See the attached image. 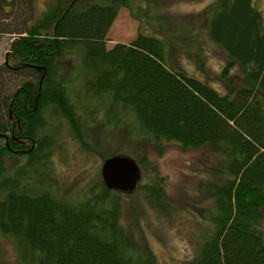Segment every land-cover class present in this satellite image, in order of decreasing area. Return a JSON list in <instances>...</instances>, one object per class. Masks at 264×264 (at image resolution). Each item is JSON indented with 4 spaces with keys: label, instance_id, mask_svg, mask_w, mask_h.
<instances>
[{
    "label": "trees",
    "instance_id": "obj_1",
    "mask_svg": "<svg viewBox=\"0 0 264 264\" xmlns=\"http://www.w3.org/2000/svg\"><path fill=\"white\" fill-rule=\"evenodd\" d=\"M131 2L53 0L37 16L35 0H0V35L14 37L7 63L0 65V233L13 238L18 264H157L145 247L130 241L121 223V203L109 197L125 192L108 190L99 180L101 193L91 188L68 199L41 182H29L30 169L6 172L5 158L16 161L25 154L29 165L40 157L44 128L59 118L81 142L89 137L87 148L100 146L94 116L83 118L71 101L78 80L85 95L110 98L108 123L118 126L121 110L129 111L140 139L146 134L156 144L175 141L185 149L208 147L214 153L213 178L198 200L209 202L196 208L209 227L188 264H264L261 9L255 0H213L187 19L198 18L197 28L224 54L221 92L208 78L171 68L162 41L149 34L138 32L129 43L106 48L119 9ZM235 68L240 75L232 73ZM107 152L103 160L120 154L149 167L145 178L161 194L163 179L144 151Z\"/></svg>",
    "mask_w": 264,
    "mask_h": 264
},
{
    "label": "rangeland",
    "instance_id": "obj_2",
    "mask_svg": "<svg viewBox=\"0 0 264 264\" xmlns=\"http://www.w3.org/2000/svg\"><path fill=\"white\" fill-rule=\"evenodd\" d=\"M52 1L35 0L36 15L40 16ZM212 1L132 0L130 7L119 9L107 32L105 46L110 49L116 43H129L138 32L149 34L162 41L166 61L180 66L167 62L171 68L183 70L202 81L208 78L210 83H207L211 87L223 92L225 88L218 77L225 63L224 54L197 28L200 24L198 18L187 20ZM255 2L264 16V0ZM191 23L193 25L190 26ZM193 35L197 36L195 42L185 43ZM13 38L9 34L0 35V65L10 51ZM198 48H202L200 59H197ZM201 63L204 69L200 68ZM232 73L240 75L241 71L235 68ZM18 82L20 80L13 83ZM78 84V80H74L71 101L77 111L85 115L83 118L89 119L88 114L94 116L91 120L97 122L94 124L95 134L100 146L95 150L87 148L89 137H84L81 142L71 132L67 122L59 118L50 128H44L46 146L42 147L40 157L29 165L25 154L17 155L16 161L5 158L6 172L12 174L15 169L22 172L30 169L27 172L31 177L29 182H41L55 195L78 198L83 190L84 194L90 193L91 188L101 193L100 166L107 155L103 153L105 148L107 153L116 150L123 154L144 151L150 164L157 169L158 176L163 179L161 194L158 195L145 178L149 167L139 166L140 178L134 190L121 195L109 194V197L120 201L121 223L135 246L145 247L157 264H188L196 255L203 233L209 227L200 219L196 208L205 203L201 204L198 200L203 194V185L213 178L210 169L215 163L214 153L208 147L185 149L175 141L162 140L156 144L155 139L146 134L140 139L134 136V132L138 133L137 122L129 111L123 113L121 110L118 126L108 123L106 115L110 112V98L87 96L79 91ZM13 242L12 237L0 233V264H18Z\"/></svg>",
    "mask_w": 264,
    "mask_h": 264
},
{
    "label": "water",
    "instance_id": "obj_3",
    "mask_svg": "<svg viewBox=\"0 0 264 264\" xmlns=\"http://www.w3.org/2000/svg\"><path fill=\"white\" fill-rule=\"evenodd\" d=\"M5 63L6 55H5ZM100 176L108 190L131 192L140 178V169L137 162L126 155H112L102 161Z\"/></svg>",
    "mask_w": 264,
    "mask_h": 264
}]
</instances>
